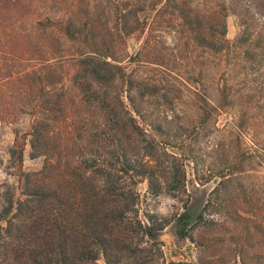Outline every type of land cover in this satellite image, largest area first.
<instances>
[{
  "label": "trees",
  "instance_id": "trees-1",
  "mask_svg": "<svg viewBox=\"0 0 264 264\" xmlns=\"http://www.w3.org/2000/svg\"><path fill=\"white\" fill-rule=\"evenodd\" d=\"M25 2L0 0V15L25 7ZM111 4L104 6V12L109 10L107 18L114 16L116 32L143 35L136 56L146 53L145 61L150 64L161 66L165 49L172 56L192 50L197 56L209 54L220 59H228L225 57L234 51L248 66L264 68V22L259 23L264 0H117ZM92 14L91 28L82 33L91 46L79 51L71 82L79 101L93 109L88 115L94 126L79 128L78 136L65 142V150L50 137V125L64 109L53 91L56 84L50 76L51 66L43 64L16 76L10 67L4 72L26 80L18 97L35 115L29 131L30 155L43 156L44 162L35 171L19 168V196L7 194L0 204V222H4L0 226V264H99V259L106 264H144L139 245L144 238H153L159 248L160 232L170 220L152 211H140L139 183L145 181L152 196L166 193L187 207L184 160L168 148L175 146L174 136L161 125L149 122L147 130L138 121L143 115L136 96L163 99L166 92L158 93L157 84H152L150 87L156 88L149 92L148 82L132 79L112 44L100 33L105 15ZM230 14L237 17L239 27L233 40L226 36ZM34 23L36 27L50 26L53 34L69 41L78 39L82 32L70 17L54 20L47 16ZM161 29L173 36L166 48L165 41L154 35ZM20 35L0 36V41H22L27 36ZM25 53L23 50L21 58H26ZM78 138L86 143L78 144ZM9 154L20 165L23 144L16 143ZM208 205L197 215L195 224L202 220ZM181 215L184 217L185 211Z\"/></svg>",
  "mask_w": 264,
  "mask_h": 264
},
{
  "label": "rangeland",
  "instance_id": "rangeland-1",
  "mask_svg": "<svg viewBox=\"0 0 264 264\" xmlns=\"http://www.w3.org/2000/svg\"><path fill=\"white\" fill-rule=\"evenodd\" d=\"M107 1L111 6L117 3V0H26L25 7L5 10L0 15L2 38H12L18 32L20 37L27 35L22 41V38L9 43L5 39L0 41V204L7 194L19 196V168L35 171L44 162L43 156L30 155L28 139L35 115L21 105L18 97L26 80L6 76L4 72L10 67L14 71L12 76H16L43 64L51 66L50 76L56 84L53 91L64 109L51 123L50 137L65 150V142L77 137L78 131L94 126L88 115L93 109L79 101L71 74L79 51L91 46L90 39L83 40V34L91 28L95 11V15H105L101 20L104 30L96 27V31L100 30L104 41L112 44L114 54L132 79L142 84L148 82L149 92L156 88L150 87L152 84H157L158 93L166 92L163 99L136 96L144 118L138 117V121L147 130L149 122L161 125L164 132L174 136L175 146L168 148L180 154L187 171L186 208L166 193L152 196L145 181L138 185L140 211H152L170 220L160 232L159 248L153 238L150 241L144 238L139 245L143 248L139 253L144 264H264L263 66H248L234 51L225 57L228 59H220L209 54L197 56L192 50L172 56L167 49L161 66L150 64L145 61L146 53L136 56L144 36L116 32L114 16L107 18L109 10L104 12ZM47 16L54 20L70 17L74 27L82 30L81 36L69 41L53 34L50 26L32 25ZM262 22L264 16L259 15V23ZM226 24V36L233 40L239 31L237 17L228 15ZM154 35L165 41V48L173 40L172 34L163 29ZM23 50L27 52L24 59ZM124 102L127 104L128 100L124 98ZM16 143L23 144L20 165L9 154ZM85 143L78 138V144ZM207 203L202 220L195 224ZM3 224L0 222V226ZM185 232L187 235L183 237ZM98 263L106 264L102 259Z\"/></svg>",
  "mask_w": 264,
  "mask_h": 264
}]
</instances>
